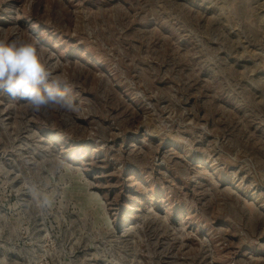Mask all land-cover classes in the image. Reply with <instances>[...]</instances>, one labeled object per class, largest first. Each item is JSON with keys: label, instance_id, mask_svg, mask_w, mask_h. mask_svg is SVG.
Segmentation results:
<instances>
[{"label": "rangeland", "instance_id": "obj_1", "mask_svg": "<svg viewBox=\"0 0 264 264\" xmlns=\"http://www.w3.org/2000/svg\"><path fill=\"white\" fill-rule=\"evenodd\" d=\"M18 37L75 110L0 93V264H264V0H0Z\"/></svg>", "mask_w": 264, "mask_h": 264}, {"label": "clouds", "instance_id": "obj_2", "mask_svg": "<svg viewBox=\"0 0 264 264\" xmlns=\"http://www.w3.org/2000/svg\"><path fill=\"white\" fill-rule=\"evenodd\" d=\"M0 93L27 103L37 113L75 110L73 98L65 85L53 78L36 44L19 37L10 42L0 40ZM51 203L46 196L38 199L42 208L50 207Z\"/></svg>", "mask_w": 264, "mask_h": 264}]
</instances>
